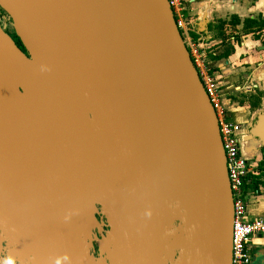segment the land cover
<instances>
[{
  "label": "water",
  "instance_id": "95a60500",
  "mask_svg": "<svg viewBox=\"0 0 264 264\" xmlns=\"http://www.w3.org/2000/svg\"><path fill=\"white\" fill-rule=\"evenodd\" d=\"M0 9L24 50L0 26V261L231 264L218 122L168 0Z\"/></svg>",
  "mask_w": 264,
  "mask_h": 264
},
{
  "label": "crops",
  "instance_id": "0c3cea01",
  "mask_svg": "<svg viewBox=\"0 0 264 264\" xmlns=\"http://www.w3.org/2000/svg\"><path fill=\"white\" fill-rule=\"evenodd\" d=\"M182 3L187 34L193 42L204 46H201L204 66L222 83L232 102L229 116L243 127V154L251 166L245 186L247 219L262 217L264 173L259 166L264 160V142L259 136L264 139V26L261 25L264 0H182ZM247 95L252 101L257 96L254 105L244 103ZM257 120L259 136L250 133ZM249 245L250 264H264V236L252 237Z\"/></svg>",
  "mask_w": 264,
  "mask_h": 264
},
{
  "label": "built area",
  "instance_id": "2783aa9c",
  "mask_svg": "<svg viewBox=\"0 0 264 264\" xmlns=\"http://www.w3.org/2000/svg\"><path fill=\"white\" fill-rule=\"evenodd\" d=\"M176 26L197 69L199 79L209 98L218 122L219 135L225 156L226 169L233 200V223L231 240V264H250V241L254 236H264V216L252 220L246 215L245 186L251 174V166L243 154L244 132L241 124L229 116L232 104L224 93L220 80L209 74L204 66V46L193 42L187 34V24L182 15V0H168ZM0 26L7 32L12 29L9 17L0 9ZM203 48H202V47ZM252 87H248V90ZM237 91L239 89H236Z\"/></svg>",
  "mask_w": 264,
  "mask_h": 264
},
{
  "label": "flooded vegetation",
  "instance_id": "af4514ba",
  "mask_svg": "<svg viewBox=\"0 0 264 264\" xmlns=\"http://www.w3.org/2000/svg\"><path fill=\"white\" fill-rule=\"evenodd\" d=\"M6 33L12 38V40L14 41L16 46L18 48H20L22 51H24L22 46H21V44H20V42H19V40H18V38L15 36L13 30L11 29L10 31H7ZM104 229H105V231L107 230V228H104Z\"/></svg>",
  "mask_w": 264,
  "mask_h": 264
},
{
  "label": "rangeland",
  "instance_id": "374dc122",
  "mask_svg": "<svg viewBox=\"0 0 264 264\" xmlns=\"http://www.w3.org/2000/svg\"><path fill=\"white\" fill-rule=\"evenodd\" d=\"M252 98H254V100L252 101L251 100V96L249 97L248 95L245 96V99L243 100L244 103H246L248 106H252L256 103V99H257V96L254 95Z\"/></svg>",
  "mask_w": 264,
  "mask_h": 264
},
{
  "label": "trees",
  "instance_id": "16d2710c",
  "mask_svg": "<svg viewBox=\"0 0 264 264\" xmlns=\"http://www.w3.org/2000/svg\"><path fill=\"white\" fill-rule=\"evenodd\" d=\"M261 25H262V26H264V21H261ZM211 59H213V60H214V59H215V57H213V56H212V57H211ZM259 167H260V170L262 171V173H264V160L261 162V164H260V166H259ZM250 180H251V182H252V183H254V182H255V181H253V179H251V178H250Z\"/></svg>",
  "mask_w": 264,
  "mask_h": 264
},
{
  "label": "clouds",
  "instance_id": "9594fccd",
  "mask_svg": "<svg viewBox=\"0 0 264 264\" xmlns=\"http://www.w3.org/2000/svg\"><path fill=\"white\" fill-rule=\"evenodd\" d=\"M0 264H12V261L10 259L5 261H0Z\"/></svg>",
  "mask_w": 264,
  "mask_h": 264
}]
</instances>
